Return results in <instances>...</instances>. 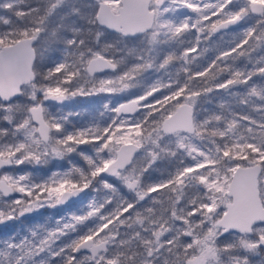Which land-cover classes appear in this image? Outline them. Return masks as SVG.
<instances>
[{
  "label": "snow or ice",
  "instance_id": "1",
  "mask_svg": "<svg viewBox=\"0 0 264 264\" xmlns=\"http://www.w3.org/2000/svg\"><path fill=\"white\" fill-rule=\"evenodd\" d=\"M0 169V264H264V0H0Z\"/></svg>",
  "mask_w": 264,
  "mask_h": 264
},
{
  "label": "rangeland",
  "instance_id": "2",
  "mask_svg": "<svg viewBox=\"0 0 264 264\" xmlns=\"http://www.w3.org/2000/svg\"><path fill=\"white\" fill-rule=\"evenodd\" d=\"M81 100L83 101L84 98H81ZM88 100L89 102V105H90V109H89V112L81 107H72V106H68L67 109L65 108H62L61 110L64 111V112H69V111H74V112H80L81 113V116L79 117H72V122L73 123H84V122H87L89 121L94 115H96V108H98V101L97 99L95 98H89V99H86ZM55 110V109H53ZM88 112V114H86ZM62 163V162H53V163H50L49 165L45 166V167H42V168H39V169H36L34 171V174L35 176L37 177H47L49 175H51V172L52 171H56L59 164ZM21 168H24V166H21ZM24 170L26 171H33L32 167L29 166L28 168H24ZM4 170L1 169L0 172H2ZM15 196H19L20 194L19 193H16L14 194ZM81 207V205L79 204H76V205H72L71 206V210L72 211H75L77 208ZM65 211H67V209H65ZM64 212H59L58 213V210L57 209H47L45 211H42L41 212V215H38L37 213H33L31 214L29 217L27 218H22V222L21 221H17L15 222V227L14 229H10V228H6V227H3V226H0V239H3V238H6L11 231L13 230H21L23 228H27L29 226H32V225H36V224H43V223H46L48 222L49 220L57 217L58 215H63Z\"/></svg>",
  "mask_w": 264,
  "mask_h": 264
},
{
  "label": "trees",
  "instance_id": "3",
  "mask_svg": "<svg viewBox=\"0 0 264 264\" xmlns=\"http://www.w3.org/2000/svg\"><path fill=\"white\" fill-rule=\"evenodd\" d=\"M216 103V101H214L213 102V104H215ZM68 106H72V107H81V108H83V109H85V111L87 110L88 112H89V109H90V105H89V102H88V100H86V99H84L83 101L82 100H79L78 98L75 100V101H70V102H66V104L63 106V108H66V107H68ZM88 112L86 113V114H88ZM77 159V161L81 164V165H83V161L82 160H80V158L79 157H77L76 158ZM164 166L162 165L161 166V169L163 168ZM154 175H158V172L157 173H155ZM41 212L42 211H40V213H39V215H41Z\"/></svg>",
  "mask_w": 264,
  "mask_h": 264
},
{
  "label": "flooded vegetation",
  "instance_id": "4",
  "mask_svg": "<svg viewBox=\"0 0 264 264\" xmlns=\"http://www.w3.org/2000/svg\"><path fill=\"white\" fill-rule=\"evenodd\" d=\"M78 99L81 100V98H78ZM62 108H63V107H62ZM62 108H61V109H62ZM67 108H68V107H66L65 109H67ZM0 171H1V169H0ZM41 211H45V210L42 209ZM37 214L39 215V213H37Z\"/></svg>",
  "mask_w": 264,
  "mask_h": 264
}]
</instances>
